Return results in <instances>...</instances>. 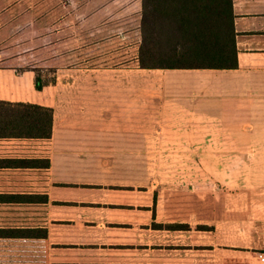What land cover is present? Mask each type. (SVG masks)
<instances>
[{
    "label": "crops",
    "instance_id": "1",
    "mask_svg": "<svg viewBox=\"0 0 264 264\" xmlns=\"http://www.w3.org/2000/svg\"><path fill=\"white\" fill-rule=\"evenodd\" d=\"M25 3L0 0V33ZM232 15L235 68L138 81L134 56L37 90L32 68L0 67V100L52 112L48 138L0 132V264H264L262 229L218 222L217 184L264 168V0Z\"/></svg>",
    "mask_w": 264,
    "mask_h": 264
},
{
    "label": "rangeland",
    "instance_id": "2",
    "mask_svg": "<svg viewBox=\"0 0 264 264\" xmlns=\"http://www.w3.org/2000/svg\"><path fill=\"white\" fill-rule=\"evenodd\" d=\"M25 1L24 19L0 33L2 66L16 72L32 68L43 81L51 82L80 79L82 73H86L85 79L96 78L90 71L98 67L104 68V78H109V69L119 68L124 73L132 68L135 56L138 81L160 78L161 70H144L137 63L141 0ZM166 154L172 158V153ZM246 154L254 159L258 153ZM231 171L228 183L216 187L218 214L222 208L226 210L218 222L233 225L237 233L240 225L258 227L263 236L264 178L258 175H264V168L258 173L251 167ZM251 235L249 231L250 239ZM255 250L249 249L248 256L258 262Z\"/></svg>",
    "mask_w": 264,
    "mask_h": 264
},
{
    "label": "trees",
    "instance_id": "3",
    "mask_svg": "<svg viewBox=\"0 0 264 264\" xmlns=\"http://www.w3.org/2000/svg\"><path fill=\"white\" fill-rule=\"evenodd\" d=\"M139 31L140 68L229 69L237 65L232 0H141ZM50 83L35 72L37 90ZM51 124L49 107L0 100V132L8 136L48 138Z\"/></svg>",
    "mask_w": 264,
    "mask_h": 264
},
{
    "label": "built area",
    "instance_id": "4",
    "mask_svg": "<svg viewBox=\"0 0 264 264\" xmlns=\"http://www.w3.org/2000/svg\"><path fill=\"white\" fill-rule=\"evenodd\" d=\"M254 256H255L257 261H259L260 263H264V251L255 250Z\"/></svg>",
    "mask_w": 264,
    "mask_h": 264
}]
</instances>
